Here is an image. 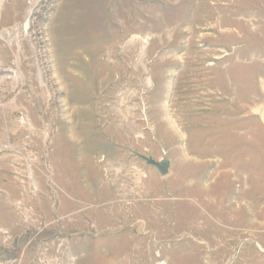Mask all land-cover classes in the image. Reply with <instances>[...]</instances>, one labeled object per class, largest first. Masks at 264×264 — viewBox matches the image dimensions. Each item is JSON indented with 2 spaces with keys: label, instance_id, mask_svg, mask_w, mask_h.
<instances>
[{
  "label": "rangeland",
  "instance_id": "1",
  "mask_svg": "<svg viewBox=\"0 0 264 264\" xmlns=\"http://www.w3.org/2000/svg\"><path fill=\"white\" fill-rule=\"evenodd\" d=\"M0 72V264H264V0H3Z\"/></svg>",
  "mask_w": 264,
  "mask_h": 264
},
{
  "label": "water",
  "instance_id": "2",
  "mask_svg": "<svg viewBox=\"0 0 264 264\" xmlns=\"http://www.w3.org/2000/svg\"><path fill=\"white\" fill-rule=\"evenodd\" d=\"M143 160L148 166L154 167L162 177L168 174L169 163L167 161H160L156 163L151 159L143 158Z\"/></svg>",
  "mask_w": 264,
  "mask_h": 264
},
{
  "label": "bare ground",
  "instance_id": "3",
  "mask_svg": "<svg viewBox=\"0 0 264 264\" xmlns=\"http://www.w3.org/2000/svg\"><path fill=\"white\" fill-rule=\"evenodd\" d=\"M2 3H3V0H0V7L2 6ZM27 12H28V14H31L30 11H27ZM28 23H29V21L26 19V20H25V23H24V27H23L25 30H27V28L29 27V26H28ZM24 29H23V30H24ZM5 35H6V34H5ZM136 40H138V38H132V40H130V42H134V41H136ZM142 43H144V42H142ZM132 44H133V43H132ZM134 44H136V43L134 42ZM143 45H145V44H143ZM7 72H8V71H6V73H7ZM1 73H3V72H0V74H1ZM4 73H5V72H4ZM8 73H9V72H8ZM119 103H120V102H119ZM106 113H107V112H106Z\"/></svg>",
  "mask_w": 264,
  "mask_h": 264
},
{
  "label": "built area",
  "instance_id": "4",
  "mask_svg": "<svg viewBox=\"0 0 264 264\" xmlns=\"http://www.w3.org/2000/svg\"><path fill=\"white\" fill-rule=\"evenodd\" d=\"M36 5H32L30 2H29V7H30V9H28V11H30V12H34V9H33V7H35ZM32 14V13H31Z\"/></svg>",
  "mask_w": 264,
  "mask_h": 264
}]
</instances>
